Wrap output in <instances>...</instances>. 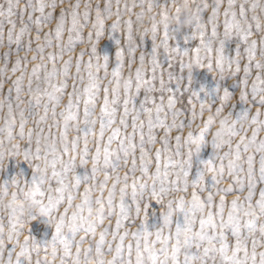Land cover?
<instances>
[{"label":"snow or ice","instance_id":"obj_1","mask_svg":"<svg viewBox=\"0 0 264 264\" xmlns=\"http://www.w3.org/2000/svg\"><path fill=\"white\" fill-rule=\"evenodd\" d=\"M167 6L0 3V169L17 157L31 169L30 178L19 170L0 180L11 197L0 215V264H57V256L58 264H264V63L257 59L264 57V6L199 0L184 36L198 43L183 49L170 42L178 28L168 23ZM153 8L159 11L145 22ZM109 24L122 37L110 71L108 57L101 63L96 53ZM232 35L241 44L229 57L223 42ZM193 67L220 79L238 75L237 91L192 89ZM122 76L123 87H112ZM234 97L248 105L235 118ZM206 142L212 158L190 179L191 158ZM89 161L90 171L76 175V165ZM19 196L54 226L50 240L25 234ZM149 200L163 206L152 231ZM180 213L183 221L173 223ZM34 217L29 211L27 221Z\"/></svg>","mask_w":264,"mask_h":264},{"label":"rangeland","instance_id":"obj_2","mask_svg":"<svg viewBox=\"0 0 264 264\" xmlns=\"http://www.w3.org/2000/svg\"><path fill=\"white\" fill-rule=\"evenodd\" d=\"M3 2L4 0H0V3H3ZM24 2L25 0H20L21 4H23ZM69 2H75V0H65V5H67ZM125 3L132 4V0H120L121 8H123V5ZM158 3L168 4L169 0H158ZM137 4H138V0H137ZM113 8L115 9V0H113ZM133 11L134 12L139 11V7L134 8ZM133 19H135L134 16H133ZM222 20H223V16H221V21ZM171 27H176V26L173 25ZM6 28H7V25L5 26V29ZM220 31L221 33L223 32L222 25H221ZM86 32L87 30H85V33ZM190 32H191L190 25L187 27H180L178 28L177 31L174 32L175 39L170 42L181 49H183L184 47H193L198 43L196 39H191L188 41L184 40V36L190 34ZM65 36H66V33H65ZM93 39H96L95 35H93ZM121 39H122L121 34L117 31L111 30L110 24H109V25H106L103 34L96 41V53L100 57L101 63L103 62V56L108 57L109 71L111 70V67L115 66V63H116L115 53H116V49L118 46L117 41ZM240 44H241V41L237 35H232L226 38L223 42L224 53L229 57L233 56L237 50V45H240ZM84 47H85L84 44H79L77 47V52L79 51L80 48H84ZM143 47L145 51H148V52L151 51L150 38L145 37L144 42H143ZM84 59L85 60L88 59L87 53L85 54ZM160 59L164 63H167V58L163 54H161ZM29 68H31V64H29ZM134 68H135V64L133 65V70ZM127 74H128V69L127 67H125L124 75H127ZM238 83H239L238 75L236 76L227 75L223 79H220L218 77H214L211 72L207 71V69H204V68L193 67V70H192L191 88L194 90L199 91L201 89V86H203L204 91H208L211 93V91L214 88H216L217 85H219V87L221 88L227 87L229 91H232L235 93L237 91ZM171 87L174 88L175 85L172 84ZM6 90H7V86H5V91ZM68 91H71V80H69ZM204 91H200V96L202 98L204 96ZM13 95H15V93H13ZM157 96H159V94H157ZM213 99H215L214 96H213ZM66 100H67V97L65 96V102ZM234 101H235L234 104H232L229 109L233 118H235L238 114L242 113L245 110V108L248 107V105L240 101L238 97H234ZM80 107H81V114H82V110H83L82 103ZM3 115H4V112L0 113V123H2ZM205 115H207V113ZM197 123H199V121H197ZM96 127L98 128L99 125L97 124ZM128 130L130 131L131 129H128ZM193 130H196L195 124L193 125ZM186 133H187V129H185V134ZM261 135H264V133H261ZM208 139L210 140L211 136H209ZM156 146L158 147L159 145H156ZM212 154H213V148L210 143L206 142L203 145H201L199 153L194 154L191 158V166L189 168V178L190 179H194L197 174V171L203 167L200 161L212 158ZM90 168H91L90 161L87 166H82V165L77 164L75 167V174L83 177L90 171ZM19 170H23L25 175L30 178L31 169L29 168L27 162L24 161L22 157L10 158L8 161H6V167L4 169H0V180L10 178L11 175L15 174ZM123 172H124V169L122 170L121 175H123ZM21 183H23V181H21ZM211 184H212L211 177L206 176L205 177L206 188L210 187ZM229 199H231V197H229ZM148 205L149 206L146 210L147 218L145 220V225L147 226L149 231H152L155 228H158L161 224V209L163 206L154 200H149ZM177 221L179 222L183 221L182 213L176 214L173 216V223ZM53 232H54V226L49 224L47 222V218L41 215H35L33 219L28 221V224L26 225V228H25V234L29 233L32 237H34L37 240V242H43V241L50 240L52 238ZM41 258H43V250L41 251ZM33 260L35 261V254H33ZM57 264H58V260H57Z\"/></svg>","mask_w":264,"mask_h":264},{"label":"clouds","instance_id":"obj_3","mask_svg":"<svg viewBox=\"0 0 264 264\" xmlns=\"http://www.w3.org/2000/svg\"><path fill=\"white\" fill-rule=\"evenodd\" d=\"M140 2H141V0H138V4ZM246 2L252 3L253 0H246ZM257 2L261 6H264V0H257ZM143 3L146 6L147 0H143ZM198 3H199V0H169V3L167 4L168 6L165 9L166 14H167L168 23L175 25L177 28L187 27L189 25L191 26L195 22V19L197 16L196 5ZM132 4H137V0H132ZM133 9H132V12L134 15L135 12L133 11ZM158 11H159V9L153 8L152 13L145 12V14L143 16V20L145 22H148L150 20V16L153 13H156ZM255 11L260 12L261 9L257 8ZM159 19H160V17L157 16V20H159ZM257 59L261 60V62L264 63V57L258 56ZM123 81H124V77L122 76L120 78L119 82L113 81L111 86L116 87L118 89L122 88L123 87ZM57 111L59 112V108L57 109ZM0 113H3V110H0ZM245 126H247V125L245 124ZM114 147H115V145H114ZM122 170H123V168L120 169V172H122ZM11 190L12 189L10 187L9 193H11ZM94 195H95V193H93V196ZM10 199H11L10 195L5 196L3 194V192H0V215H3L6 212L5 205L8 203V201ZM77 201H78V197L76 200H74V203ZM14 206L17 209V215H22L25 218L26 222H28L27 221V214L29 211H31L35 215H40L37 206L32 205L29 200L25 199L22 196L18 197V201L16 202V204ZM104 259L107 261V260L111 259V256L105 255ZM56 260H59V256L56 257Z\"/></svg>","mask_w":264,"mask_h":264}]
</instances>
